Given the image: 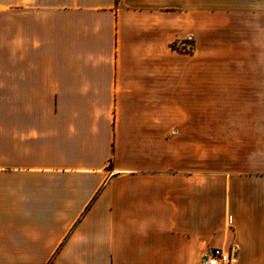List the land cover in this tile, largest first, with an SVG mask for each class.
I'll use <instances>...</instances> for the list:
<instances>
[{"label":"crops","instance_id":"crops-1","mask_svg":"<svg viewBox=\"0 0 264 264\" xmlns=\"http://www.w3.org/2000/svg\"><path fill=\"white\" fill-rule=\"evenodd\" d=\"M247 1L3 0L0 264H264V134L205 133L199 63Z\"/></svg>","mask_w":264,"mask_h":264},{"label":"rangeland","instance_id":"rangeland-1","mask_svg":"<svg viewBox=\"0 0 264 264\" xmlns=\"http://www.w3.org/2000/svg\"><path fill=\"white\" fill-rule=\"evenodd\" d=\"M247 5L245 14L204 16L199 63L202 60L205 73V133L225 140L229 136L231 148L253 152L252 162L258 164L264 134V0H248ZM193 49L189 39L172 46L176 55ZM236 76L243 78H226ZM213 82L220 85L213 87ZM234 82H241L242 88Z\"/></svg>","mask_w":264,"mask_h":264},{"label":"built area","instance_id":"built-area-1","mask_svg":"<svg viewBox=\"0 0 264 264\" xmlns=\"http://www.w3.org/2000/svg\"><path fill=\"white\" fill-rule=\"evenodd\" d=\"M233 259L232 252L221 248H212L203 256L199 264H230Z\"/></svg>","mask_w":264,"mask_h":264}]
</instances>
